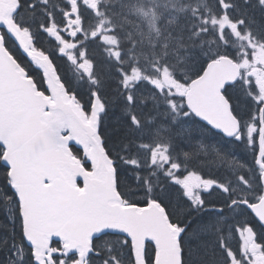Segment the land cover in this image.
I'll return each mask as SVG.
<instances>
[{"label": "snow or ice", "instance_id": "snow-or-ice-1", "mask_svg": "<svg viewBox=\"0 0 264 264\" xmlns=\"http://www.w3.org/2000/svg\"><path fill=\"white\" fill-rule=\"evenodd\" d=\"M0 264H264V0H0Z\"/></svg>", "mask_w": 264, "mask_h": 264}]
</instances>
